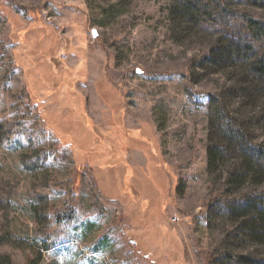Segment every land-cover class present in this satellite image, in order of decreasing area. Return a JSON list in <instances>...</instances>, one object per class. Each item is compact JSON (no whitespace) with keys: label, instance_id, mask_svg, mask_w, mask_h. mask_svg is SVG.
<instances>
[{"label":"rangeland","instance_id":"obj_1","mask_svg":"<svg viewBox=\"0 0 264 264\" xmlns=\"http://www.w3.org/2000/svg\"><path fill=\"white\" fill-rule=\"evenodd\" d=\"M215 4L0 0V264H237L213 260L217 249L264 259V244L231 235L238 221L224 199L253 189L224 193L237 156L223 147L219 127L230 123L234 135L264 151V0H221L220 21L209 28L204 9ZM243 19L259 25L250 31ZM38 20L43 28L18 42ZM216 47L238 61L211 68ZM68 116L103 135L118 127L147 138L128 140L124 157L145 205L122 195V168L108 165L109 176L79 167L71 145L54 146ZM14 125L21 131L8 138ZM210 148L221 150L211 173ZM66 181L78 200L46 250L54 212L67 208L68 197L41 188ZM253 191L264 194V178ZM162 226L173 239L158 232L163 241H152Z\"/></svg>","mask_w":264,"mask_h":264},{"label":"trees","instance_id":"obj_2","mask_svg":"<svg viewBox=\"0 0 264 264\" xmlns=\"http://www.w3.org/2000/svg\"><path fill=\"white\" fill-rule=\"evenodd\" d=\"M221 0H216L215 6L213 8L206 7L204 10H209V13L203 19V23L207 25L209 28L217 27V22L220 21L218 18L219 13L224 11V8L220 5ZM206 5H210L206 2ZM187 10L191 11V4H186ZM244 26L248 30H253L259 23L254 22L250 19H243ZM43 26L39 20L37 23L30 26L28 29L22 30L19 34H17V41L24 42L26 35L30 31H36L42 29ZM24 43L27 44V41ZM237 54L232 53L230 49L228 51L222 50L221 47H216L213 49L210 58L207 60V65L211 68L217 69L218 71H222L223 69H228L230 64H234L238 61ZM257 71H260L263 66L259 64L255 65ZM43 81H40L39 84H42ZM43 86V85H42ZM78 113V111H77ZM71 117V118H68ZM65 118L61 117V121L57 124V134L59 138L55 141L54 146H60V144L65 143L66 145H71L72 150L74 151L75 157L78 161L79 167H83L86 164L90 165V169L97 167L101 170L102 173L109 175L107 172L108 165L115 164L117 168H122L118 172V177L122 174V195L126 196L131 203L138 204L140 203L142 206L145 205V202L141 201V195L139 191L135 188L133 184V178H137V174L135 176V170L133 171L132 167L128 165L125 161L124 157L127 152V149L132 147V144L129 143L128 140H134L138 143L149 144L147 138L145 137H136L131 131L124 130L118 127L113 128V135L101 134L97 129H93L91 122L89 123L86 120V125L81 122L75 121L72 116H68ZM223 121V120H222ZM214 121L212 119L211 128L213 129ZM230 123H220V131L221 134L225 137V142L223 147H234V154H236V165L229 172L226 180L225 186L226 189L224 193L228 192V190L240 189L243 186H247V188L255 189L257 187L263 186V178H264V151L258 150L255 147L248 145L247 142L241 135L238 133L234 135L232 133V128L229 129ZM90 126V127H89ZM93 128H92V127ZM21 125H14L8 134V138L13 137V135L19 131H21ZM238 131V130H237ZM103 135L104 137L100 136ZM255 149V150H254ZM221 150L216 148L215 150H208V170L211 173L213 170V165L219 159L217 154H220ZM105 160H104V159ZM109 167V166H108ZM111 168V167H110ZM263 175V176H262ZM110 176V175H109ZM263 177V178H262ZM141 182V181H140ZM143 186L146 187V184L142 182ZM73 185L70 181L62 182L50 187H42L41 193L43 195L49 194L51 191H64L68 197V206L66 209H62L54 212L56 216V222L52 223L51 228V236L52 241L46 247V250H50L54 247L59 234L62 232L60 229V221L65 219L67 215H72L77 203V196L72 190ZM253 190H249L248 192L242 194L237 199H231L224 201L225 210H227V214L231 216V218L236 223V229L231 235H244L247 240H251L252 243L264 244V194L263 193H255ZM166 197V196H165ZM150 205L154 204L157 201V196L149 197ZM70 217V216H69ZM153 226V225H152ZM154 230L155 239L152 241H163L162 237L158 236V232L162 235L168 236L173 239V235L170 234L163 226L156 227ZM154 234H151L152 237ZM233 237V236H232ZM228 238L231 236L228 235ZM150 241V243L152 242ZM173 242H176L172 240ZM139 243V242H138ZM177 244V242H176ZM179 247V245L177 244ZM145 247L151 250L149 244H146ZM130 248L132 250V255L129 257L132 258L137 254L136 246L133 243H130ZM180 248V247H179ZM180 251H182L180 249ZM153 252V251H152ZM158 257V256H156ZM211 257L213 260L227 258L232 260L237 264H264V259H258L250 256H242V255H233L227 251H222L217 249L212 252ZM25 264H33V260L28 258Z\"/></svg>","mask_w":264,"mask_h":264},{"label":"water","instance_id":"obj_3","mask_svg":"<svg viewBox=\"0 0 264 264\" xmlns=\"http://www.w3.org/2000/svg\"><path fill=\"white\" fill-rule=\"evenodd\" d=\"M92 36L97 38V34H96V32L94 30L92 31Z\"/></svg>","mask_w":264,"mask_h":264}]
</instances>
